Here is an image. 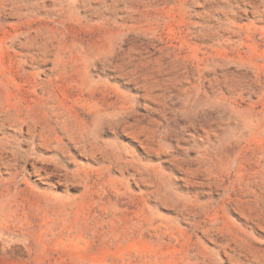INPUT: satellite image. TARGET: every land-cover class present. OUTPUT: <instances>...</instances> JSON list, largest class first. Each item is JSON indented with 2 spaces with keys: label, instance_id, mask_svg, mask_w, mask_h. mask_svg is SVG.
Instances as JSON below:
<instances>
[{
  "label": "rangeland",
  "instance_id": "rangeland-1",
  "mask_svg": "<svg viewBox=\"0 0 264 264\" xmlns=\"http://www.w3.org/2000/svg\"><path fill=\"white\" fill-rule=\"evenodd\" d=\"M0 264H264V0H0Z\"/></svg>",
  "mask_w": 264,
  "mask_h": 264
}]
</instances>
